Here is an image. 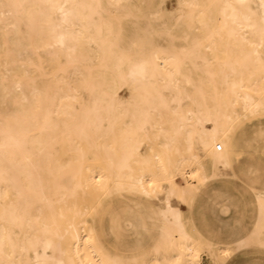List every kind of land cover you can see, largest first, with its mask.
I'll use <instances>...</instances> for the list:
<instances>
[{"label":"bare ground","instance_id":"1","mask_svg":"<svg viewBox=\"0 0 264 264\" xmlns=\"http://www.w3.org/2000/svg\"><path fill=\"white\" fill-rule=\"evenodd\" d=\"M140 19L175 51L119 52L127 27L150 39ZM262 116L264 0H0V264H225L264 245V190L244 238L208 239L190 213ZM128 199L149 207L124 220L151 241L137 253L98 233Z\"/></svg>","mask_w":264,"mask_h":264},{"label":"crops","instance_id":"2","mask_svg":"<svg viewBox=\"0 0 264 264\" xmlns=\"http://www.w3.org/2000/svg\"><path fill=\"white\" fill-rule=\"evenodd\" d=\"M230 139V171L210 181L190 208L193 225L208 239L224 242L246 237L255 221L252 190H264V119L241 125ZM124 209L106 208L98 217V233L106 245L137 253L138 243L146 248L151 241L133 237L122 220ZM225 264H264V249L244 247Z\"/></svg>","mask_w":264,"mask_h":264},{"label":"rangeland","instance_id":"3","mask_svg":"<svg viewBox=\"0 0 264 264\" xmlns=\"http://www.w3.org/2000/svg\"><path fill=\"white\" fill-rule=\"evenodd\" d=\"M134 19V18H133ZM140 23H145L146 22V25L143 24L141 25L142 27V30L144 29H147L149 28L150 26V30L152 29L151 33V37L149 40L147 41H140L137 33L138 32H135V31H138L135 27L131 26V27H127L125 29V34H123L121 37L118 38V40L116 39L115 42L116 44L114 43V45L116 46V48L119 50V52H122V54H125L129 57H132V58H135V59H147L149 58L150 56V52L152 49H158V50H162V51H165V52H169V53H173L175 51V45H174V42L169 39L166 34L163 32V29H162V25H163V22L161 19H159L156 23H152V24H149L147 23V21L143 20V19H140ZM161 23V24H160ZM157 26H156V25ZM147 27V28H146ZM135 28V29H133ZM135 33V34H134ZM155 34V37L153 36ZM126 35V36H125ZM135 36V37H134ZM153 36V37H152ZM164 36V37H163ZM125 37V38H124ZM166 37V39H165ZM158 38V39H156ZM127 39V40H126ZM129 39V40H128ZM165 39V40H163ZM169 39V40H168ZM112 40V39H111ZM157 40V42H156ZM160 40V41H159ZM162 40V41H161ZM168 40V41H167ZM118 41V42H117ZM152 41V43H151ZM155 41V42H154ZM120 42V43H119ZM163 42V43H162ZM123 43L126 45H123ZM147 43V45L145 44ZM151 43V44H150ZM166 43V44H165ZM169 43V44H168ZM171 43V44H170ZM121 45V46H119ZM149 45V46H148ZM156 45V46H155ZM161 45V46H160ZM146 46V47H145ZM158 46H160L158 48ZM162 47V48H161ZM126 49V51H125ZM164 49V50H163ZM125 51V52H124ZM127 52V53H126ZM145 53V54H144ZM137 56V57H136ZM256 94V95H255ZM253 96L255 99L259 100L262 98V95L260 94V91H254L253 92ZM264 119V116L261 117V120ZM259 121V120H258ZM228 171H221L220 172V175L218 176H215L214 178L210 179L207 183H205L204 185L201 186V192H197L196 195L194 196V199H193V202L192 204L196 201V199L200 196V194L202 193V191L205 189V187L208 185V183L212 180H215V179H218V178H221L223 176L226 175ZM179 180V179H178ZM187 180L185 178L181 180V182L185 183ZM253 195H254V192H253ZM129 201V202H128ZM127 203L125 204L123 201H115L116 205L117 204H120L122 205L123 208H125V212H124V218L122 220H125L126 217H128L129 215L131 216L132 214H135L136 216H141L143 217V213L145 211H149V207L143 203L142 205H138L137 203L139 202L138 200L136 199H128ZM119 202V203H118ZM191 204V205H192ZM179 208L181 210H183L184 212L187 211V207L185 205H182V204H179ZM129 210V211H128ZM130 212V213H129ZM127 231V229H126ZM129 233V232H128ZM202 234V233H201ZM248 234V232H247ZM246 234V235H247ZM130 237L132 238V235L129 233ZM203 235V234H202ZM216 241V240H215ZM219 242H222V241H219ZM248 247H256V248H263L264 249V245H257V244H251L249 245ZM123 251H127L126 248L123 250ZM211 258L206 255V253H201L200 255V263L201 264H214V261L211 259Z\"/></svg>","mask_w":264,"mask_h":264}]
</instances>
